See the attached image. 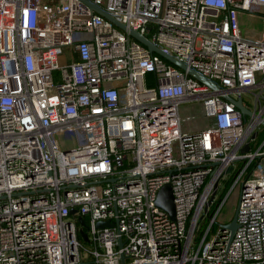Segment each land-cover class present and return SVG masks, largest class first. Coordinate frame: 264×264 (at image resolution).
Masks as SVG:
<instances>
[{
	"label": "built area",
	"instance_id": "1",
	"mask_svg": "<svg viewBox=\"0 0 264 264\" xmlns=\"http://www.w3.org/2000/svg\"><path fill=\"white\" fill-rule=\"evenodd\" d=\"M86 1L126 29L82 0H0V264H264V0ZM194 101L207 125L183 130Z\"/></svg>",
	"mask_w": 264,
	"mask_h": 264
},
{
	"label": "water",
	"instance_id": "2",
	"mask_svg": "<svg viewBox=\"0 0 264 264\" xmlns=\"http://www.w3.org/2000/svg\"><path fill=\"white\" fill-rule=\"evenodd\" d=\"M84 3L90 5L91 8H94L98 13H100L101 15H103L105 18H107L108 20H110L111 22H113L116 26H118L119 28H121L122 30H125L126 27L124 24L120 23L119 21H117L116 19H114L113 17H111L110 15H108L106 12H104L103 10H101L98 7H94L93 5H91L88 1L86 0H82ZM129 34L131 36H133L135 39H137L138 41H140L142 44H144L149 51L151 52H155L158 55L162 56L163 58H165L166 60H168L169 62L175 64L176 66H178L181 69H186L185 65L182 64L181 62L175 60L172 56L166 54L165 52H163L161 49L157 48L155 45H153L152 43H150L147 38H145L143 35H141L139 32L135 31V30H129ZM188 73L190 75H192L193 77H195L196 79H198L200 82L208 85L211 89L213 90H217L218 86L216 85V83L214 81H210L207 80L205 77H203L202 75H200L199 73H197L196 71L192 70V69H188ZM224 97L233 102L236 107L241 111L242 114L244 115H248V116H253V112L251 110H249L247 107L244 106L243 101L241 98H238L236 100L232 99L231 97H229L228 95H224ZM262 124L264 125V120L262 121ZM248 150V144H246L241 151L242 152H246ZM216 187V186H215ZM215 187L214 190L212 192V196L208 201V204L211 203L214 193H215ZM156 204L164 209L171 218H174L175 215V209H174V203H173V195L171 192V186L170 184H165L163 185L160 190L158 191L157 194V199H156ZM75 212V209H71L70 213L73 214ZM79 222L81 224H85L83 219H80ZM104 225H112V223L105 221V222H97L96 226L97 227H101ZM222 229H226L228 231V243H230V240L234 234V231L237 227V222H236V213L233 215L232 219L227 222V223H222L221 224ZM83 237H85V235L83 233H81ZM122 243L119 244V246H121ZM121 258H123V256H121Z\"/></svg>",
	"mask_w": 264,
	"mask_h": 264
},
{
	"label": "rangeland",
	"instance_id": "3",
	"mask_svg": "<svg viewBox=\"0 0 264 264\" xmlns=\"http://www.w3.org/2000/svg\"><path fill=\"white\" fill-rule=\"evenodd\" d=\"M237 18L239 20V25L242 28V30L247 31L249 34H254L257 31L259 32L263 28L262 20L257 17H251L245 14H239ZM252 97H253L252 94L247 93L244 96V99L249 100ZM179 113H180V116L183 117L181 121V128L183 130H189V129L194 130V129L202 128L206 126V124L204 123L205 117L203 116V113H202V105L199 102L194 101V102L180 104ZM175 149H177V144H175ZM240 163L241 162H236L235 166L237 168H240L241 167ZM232 174H233V171L228 174L226 173L223 179L219 181L218 193H220L221 190L225 191L228 188V190L226 191L222 199H224L227 194L228 196L226 198L224 205L222 206L221 213L218 216V221H221L224 223H227L228 221L232 219L234 212H235V208H236V198L238 197V194L235 191L236 189L230 191L231 186H232V184L230 185V182L232 180V176H231ZM207 221H208L207 219L201 220L202 226ZM218 221H216L217 227L219 224ZM85 245L88 246V243L85 242ZM82 253L85 254L86 251L82 250Z\"/></svg>",
	"mask_w": 264,
	"mask_h": 264
},
{
	"label": "trees",
	"instance_id": "4",
	"mask_svg": "<svg viewBox=\"0 0 264 264\" xmlns=\"http://www.w3.org/2000/svg\"><path fill=\"white\" fill-rule=\"evenodd\" d=\"M263 137H264V128H263V130L261 131V133H260V135H259V141H261ZM259 141H257V143H258ZM240 164H243V162H241ZM204 228H205V226H204ZM202 230H204V229H202ZM201 234H202V232L200 233V235H201Z\"/></svg>",
	"mask_w": 264,
	"mask_h": 264
},
{
	"label": "crops",
	"instance_id": "5",
	"mask_svg": "<svg viewBox=\"0 0 264 264\" xmlns=\"http://www.w3.org/2000/svg\"><path fill=\"white\" fill-rule=\"evenodd\" d=\"M184 104V103H183ZM186 115V114H185ZM206 125H207V120H205V122H204ZM205 127V126H204ZM203 128V127H202ZM199 129H201V128H197V129H194L195 131H197V130H199Z\"/></svg>",
	"mask_w": 264,
	"mask_h": 264
}]
</instances>
